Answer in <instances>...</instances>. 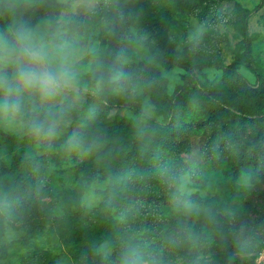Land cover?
<instances>
[{
	"label": "rangeland",
	"instance_id": "rangeland-1",
	"mask_svg": "<svg viewBox=\"0 0 264 264\" xmlns=\"http://www.w3.org/2000/svg\"><path fill=\"white\" fill-rule=\"evenodd\" d=\"M218 1L203 20L197 17V12L205 0H195L193 9L188 7L187 0L96 2L95 14L83 33L85 39L94 44L105 59L117 34L127 30V20L134 42L121 55L127 61L124 65L147 63L165 79L167 87V95L161 97L141 81L128 82L121 89L106 93L105 98L115 101L127 96L136 101L146 118L160 123L166 121L169 103L181 92L188 68L179 64L166 68L155 60L147 47L138 43L147 22L153 17H163L168 38L181 59L211 60V64L203 61L191 72L192 78L211 96L223 101L237 100L264 110V0ZM70 5L71 0L66 4L59 0H22L16 12L34 22L46 14L57 16ZM243 8L247 10L245 19L241 16ZM7 23L8 17L0 15V29ZM246 36L250 50L245 47ZM226 69L236 70L243 76L249 95L236 94L227 81ZM100 111L104 108L95 97L86 94L69 112L66 126H73L72 133L64 127L50 142L31 135L20 123L0 122L2 159L10 162L20 155L44 156L47 160L41 177L46 183L45 194L31 207H17L12 200L10 193L15 174L0 177V264H81L65 246L54 222L78 206H96L99 196L95 189L103 188L106 181L74 167L72 153L64 151L69 145L68 138L74 132L100 138L116 116L132 120L126 126L129 131L135 128V122H140L141 126L144 122L124 106H113L96 119L95 112ZM254 117L260 132L264 133L261 115L255 113ZM179 124L182 129L172 131L175 151L169 156V171L160 160L149 163L140 158V174H121L118 178L122 192L132 197H152V201L146 203L147 211L133 222L132 228H140L139 231L162 252V249L166 251V230L188 224L191 227L195 222L199 225L203 210H208L225 226L226 235L205 239L208 241L193 240L191 249L185 248L188 242L184 239L181 242L186 250L184 264H222V255L225 264H264V229L241 232L236 224V219L241 218L246 228L250 220L264 217V176L239 158L243 146L255 136L259 138L257 131L248 128L243 133L231 109H225L208 127L195 120L189 124L181 120ZM72 146L69 145V149ZM206 148L211 149L208 155H205ZM99 149L100 156L112 154L106 143H101ZM183 163L188 170L182 171ZM181 180L194 190V195L205 201V207L182 200L181 207L170 208L162 202L164 195L176 192ZM121 248L104 240L97 246V252L107 259V264H118Z\"/></svg>",
	"mask_w": 264,
	"mask_h": 264
},
{
	"label": "trees",
	"instance_id": "trees-1",
	"mask_svg": "<svg viewBox=\"0 0 264 264\" xmlns=\"http://www.w3.org/2000/svg\"><path fill=\"white\" fill-rule=\"evenodd\" d=\"M103 1L96 0L99 4ZM167 1L169 2V0ZM187 1L188 7L193 9L195 0ZM218 4V0H205L202 8L197 12V17L200 20L205 19ZM241 16L246 18L247 10L245 8L242 9ZM127 22L126 20L125 29L127 30L125 33L117 34L113 48L105 60L110 62L114 56L122 55L133 45L134 35L129 30ZM138 43L147 47L155 60L162 66L170 68L179 64L188 68V72L184 76V84L180 87L181 92L169 103L167 118L164 123L146 118L136 101L127 96L112 101L107 100L103 95L95 97L104 108L103 112H95L96 119H99L100 115L113 106H124L142 117L143 125L141 126L140 122L134 121L136 123L135 128L129 131L126 126H129L132 120H128L126 116H116L114 122L108 125L106 132L100 138L94 139L87 136L86 133L76 132L81 141L79 146L73 145L69 149V145H66L64 148V151L72 153V163L76 169L85 172L87 175H96L101 180L106 181L103 188L95 189V193L99 196L96 206H78L73 212L57 217L54 222L65 246L75 260L81 264H107V259L97 252V246L104 240H109L121 247L128 242H137L159 249L154 242L149 241L144 232L139 231L140 228L139 230L132 228L133 222L147 211L146 203L152 201V197L146 195L141 198L132 197L122 192L117 182L121 174L135 176L142 172L140 158L149 163L160 160L166 164V170L169 171V156H173L175 151V144L171 139L172 131L182 129L179 124L181 120L188 124L195 120L208 127L214 120H217L225 109H231L239 129L243 133L249 128L251 131H257L259 136V138L253 137L243 146L239 158L258 175L264 176V133L260 132L258 121L254 117L256 113L261 115L262 120H264V110L252 105H244L237 100L223 101L211 96L191 76L192 70L198 64L203 63V61L206 64H211V60L208 62L201 60L202 58H196L193 61L181 59L168 38L163 17H153L147 22L143 32L138 37ZM245 47L247 50L251 49L247 36L245 37ZM123 68L127 75L124 86L128 82L141 81L159 96L165 97L167 95L165 79L147 63H130L124 65ZM224 73L236 94L240 97L250 94L241 74L232 69H226ZM66 129L70 133L74 130L73 126H66ZM149 130L152 132L148 133ZM101 143H106L111 149V156H100L99 147ZM210 150V148H206L205 155H208ZM163 152L165 156H162ZM186 165L183 163L182 171L188 170ZM46 167L47 160L44 156L27 158L16 155L10 162L0 157V177L9 173L16 175L11 185L10 195L17 207H31L45 194L46 183L41 181V177ZM161 199L170 208L181 207L182 200L198 204L202 208L205 207V201L198 195L186 198L176 195V192H170ZM236 224H238V229L241 232H246L248 229L252 231L262 230L264 229L262 228L264 227V217L250 220L247 229L242 225L241 218L236 219ZM189 225L185 227L180 225L175 229L166 230V251L162 249L161 252L163 264H184L185 248L191 249L193 247L190 245L191 241H208L205 239L212 237L221 238L227 232L225 226L208 210H203L199 225L196 222L191 227ZM1 233L2 225H0V236ZM184 239L188 242L185 248L181 244ZM222 260V264H225L224 255H222Z\"/></svg>",
	"mask_w": 264,
	"mask_h": 264
},
{
	"label": "clouds",
	"instance_id": "clouds-1",
	"mask_svg": "<svg viewBox=\"0 0 264 264\" xmlns=\"http://www.w3.org/2000/svg\"><path fill=\"white\" fill-rule=\"evenodd\" d=\"M21 2L0 0V15L8 17L0 29V122L20 123L31 135L50 142L86 94L100 97L124 86L127 61L121 55L105 60L85 39L96 0H71L66 11L34 22L17 15ZM80 143L76 132L68 138L70 146ZM176 195L191 197L194 190L181 180ZM118 264H163L162 254L153 246L128 242Z\"/></svg>",
	"mask_w": 264,
	"mask_h": 264
}]
</instances>
